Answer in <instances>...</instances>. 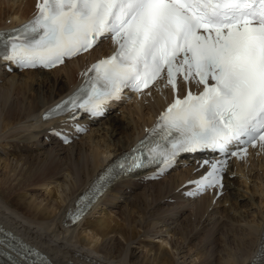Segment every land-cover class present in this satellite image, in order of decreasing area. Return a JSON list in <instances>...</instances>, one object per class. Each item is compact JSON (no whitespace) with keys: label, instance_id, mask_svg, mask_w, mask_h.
<instances>
[{"label":"snow or ice","instance_id":"6c2138e0","mask_svg":"<svg viewBox=\"0 0 264 264\" xmlns=\"http://www.w3.org/2000/svg\"><path fill=\"white\" fill-rule=\"evenodd\" d=\"M36 8L24 24L0 30V59L48 68L109 37L116 45L45 118L69 113L74 119L79 111L98 116L123 90L146 89L165 71L174 92L181 84L198 90L174 99L152 130L159 140L127 171L145 161L166 168L181 152L240 156L248 144L264 145V0H37ZM204 164L210 170L189 182L198 191L221 184L224 161Z\"/></svg>","mask_w":264,"mask_h":264},{"label":"bare ground","instance_id":"6f19581e","mask_svg":"<svg viewBox=\"0 0 264 264\" xmlns=\"http://www.w3.org/2000/svg\"><path fill=\"white\" fill-rule=\"evenodd\" d=\"M32 4L33 0H0V26L21 22L29 14ZM84 58L68 61L51 71L0 74L5 76L0 83V152L6 157L1 158L0 221L47 252L57 264H74L87 257L93 264H177L171 249L173 245L177 246L175 251L181 250L186 237L198 223L199 229L211 224L212 227L204 229L208 232V243H202L200 250L193 254L191 264H247L260 244L264 199L259 201L263 203H260L261 209L255 212L253 221L244 220V227L234 230V223L240 220L227 217V223L220 216L234 208L236 192L246 201L253 198L251 190L256 192L257 184H264V156L246 168L233 169L236 176L227 178L224 195L219 199L203 195L196 200L187 199L181 202V206L168 207L171 203L167 198L179 197L175 190L187 173L173 171L159 181L144 184L146 187L142 190H137L140 180L119 182L109 197L101 200L111 203L122 198L124 206L121 211H105L108 208L105 204H101L99 211L96 205L77 224H63L64 212L78 193L111 156L129 147L149 123L151 115L170 99L169 90L157 83L152 90L137 98L125 114L111 113L80 141L67 146L40 142L44 134L40 137L39 131H31L32 120L41 127L44 125L37 116L39 111L72 85ZM2 154L0 156L4 157ZM38 186L43 187L44 197L35 202L37 190L32 188ZM124 186L131 188L124 191ZM262 191L259 194L264 196V188ZM124 192L128 193L127 196H123ZM259 194L254 195V200ZM226 202L227 206L221 208L220 204ZM154 203L156 209L150 212ZM190 210V216L185 218ZM218 210L223 212L219 214ZM164 215L168 216L167 219ZM191 216L193 221L196 219L193 225ZM168 219L173 220L168 222ZM158 224L165 227L164 235L170 234V240L175 236L179 244H172L167 238L157 244L139 238L136 243L146 249L137 254L130 250L129 246L140 235L149 238L159 233L161 227L152 232L149 230ZM192 241L186 245V251L191 250Z\"/></svg>","mask_w":264,"mask_h":264},{"label":"rangeland","instance_id":"374dc122","mask_svg":"<svg viewBox=\"0 0 264 264\" xmlns=\"http://www.w3.org/2000/svg\"><path fill=\"white\" fill-rule=\"evenodd\" d=\"M7 79V78H6ZM105 121V120H104ZM103 122V121H102ZM121 130V129H120ZM26 132V131H25ZM24 132V133H25ZM110 133V132H109ZM26 134V133H25ZM2 153L0 152V155H1ZM2 156H4V157H1L0 156V172L1 171H3V169H2V166H3V164H2V161H1V158L2 159H4V158H6L5 157V155L4 154H2ZM264 181V180H263ZM262 183V184H261ZM39 188H41V187H34V188H32V190H34V189H36L37 191L35 192L36 193V195H37V198H36V200H35V202H40V200L41 199H43V197H44V194L42 193L43 192V187L41 188V189H39ZM260 188V189H259ZM264 188V184H263V182H260L259 184H257V190H259L260 192H262L263 193V191H262V189ZM30 190V189H29ZM138 190V189H137ZM142 190V189H141ZM256 190V192H255V189H253V190H251V193H252V195H253V198H249L248 200H246V201H244V199H245V197L243 196V197H241L240 196V194L238 193V192H236V195H235V197H236V199H235V206H234V208H230V209H228V211H226V212H223L222 210H218L219 211V214H221L222 212V215L220 216V217H222L221 219L223 220V221H226L227 223H228V218L229 219H235V221H239L238 223H234V227H233V229L234 230H236V229H238V228H241V227H244V220L246 219V220H249L250 219V221H253V219L252 218H254V217H256V213L255 212H258V211H260V209H261V206H260V203L262 204L263 202H259V201H262L263 199H264V196H263V194H259L260 192L259 191H257ZM253 192H255L254 194H253ZM29 193V192H28ZM257 193V195L259 194V196H258V199L256 200V198H255V200H254V195ZM262 195V196H261ZM123 196H127V194H126V192H124V194H123ZM239 197H241V199L239 200V199H237V198H239ZM247 197V196H246ZM261 199V200H260ZM238 202H237V201ZM249 200H251V201H249ZM46 201H43V203H45ZM115 202V203H114ZM114 202H111V203H114L113 204V206H111V207H109L108 206V208L105 210V211H110V212H115L116 211V213H117V211H121L122 209H123V206H124V202H121V201H118V202H116V201H114ZM108 203V202H107ZM180 205V204H179ZM179 205H174V204H172V205H170L169 207H173V206H179ZM181 206V205H180ZM260 206V207H259ZM156 209V204L154 203L153 205H151V208L149 209V211L150 212H153L154 210ZM264 210V209H263ZM100 211V210H99ZM148 210H147V215H148V212H149ZM225 211V210H224ZM97 214H99V212L97 213ZM96 214V216H99V215H97ZM107 214V213H106ZM186 216H190L189 214H187V215H185V218H186ZM167 215H164V218L165 219H167ZM192 217V218H191ZM190 218V220L192 221V225L193 224H195L196 223V219H194V221H193V216H191ZM228 217V218H227ZM155 218V217H154ZM157 218V217H156ZM181 218H183V217H181ZM173 220V219H172ZM171 219H168L167 221L168 222H171L172 221ZM147 221H148V219H147ZM230 222V221H229ZM145 225V227H147V225L146 224H144ZM165 225V224H164ZM171 226H173V225H171ZM158 227V228H157ZM159 227H161L162 229H161V231L158 233H155V234H153L152 235V237H149V238H144V235H140L137 239H135V242H133V243H131V245L129 246V248H130V250H132V251H134V253L135 254H137L139 251L141 252V250L143 251V250H145L146 249V247H139V245H138V243H136L138 240H139V238H140V240H143V239H147L146 240V242H151V243H160V240L161 239H163V238H167L168 240H170V234H166V235H164V232H165V229H164V231H163V228H165L164 226L162 227L161 226V224H160V226H159V224L157 225V226H155V227H150V229L149 228H145V229H149V230H151V232L152 231H155L156 229H159ZM210 227H212V225L211 224H206L205 226H203L202 228H200L199 229V223L197 224V226H196V228H194L193 230H192V232L186 237V242H185V244H182V249L181 250H177V251H175L174 250V247H177L176 245H173V247L171 248L172 249V253H173V258L174 259H176V261H177V264H191V259H193L194 257H193V254H195V252L196 251H198V250H200V248H201V245H202V243L203 244H207L208 243V232H204V229H206V228H210ZM155 228V229H154ZM154 229V230H153ZM221 229V228H220ZM167 230V229H166ZM169 230V229H168ZM233 230V231H234ZM163 231V232H162ZM200 231V232H199ZM163 234H162V233ZM197 233V234H196ZM203 233V234H202ZM196 234V238H194V235ZM154 236V237H153ZM202 236V237H201ZM206 238V239H205ZM166 239V240H167ZM191 239H193V241H192V248H191V250H189V251H186V245L187 244H189V242H190V240ZM155 241H159V242H155ZM201 241V242H200ZM170 242L172 243V244H179L178 242H179V240H177V238H175V236H171V240H170ZM201 243V244H200ZM144 245H145V243H143ZM195 244V245H194ZM188 246V245H187ZM139 247V248H138ZM214 250H216V248H214ZM198 261H196V263H197ZM193 264V263H192Z\"/></svg>","mask_w":264,"mask_h":264}]
</instances>
